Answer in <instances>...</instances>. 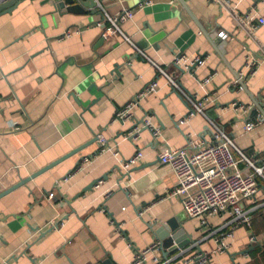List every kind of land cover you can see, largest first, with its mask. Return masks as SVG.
I'll return each instance as SVG.
<instances>
[{"label": "crops", "instance_id": "1", "mask_svg": "<svg viewBox=\"0 0 264 264\" xmlns=\"http://www.w3.org/2000/svg\"><path fill=\"white\" fill-rule=\"evenodd\" d=\"M95 2L93 13L87 7L83 13H61L54 0H16L10 11L0 13V193L23 182L0 196V264H100L105 258L131 264L135 249L156 240L163 245L162 259L176 257L173 264L198 250L207 253L211 264H264L261 210L253 212L251 230L237 227L225 238L228 250L212 253L213 237L202 239L206 232L198 220L187 218L175 198L157 200L175 184L170 167L159 162L160 143L181 147L187 134L209 135L208 118L245 153L264 150V126L246 133L241 128L254 116L255 106L246 115L226 108L233 100L264 101V60H258L242 90L234 86L246 56H257V45L210 0H184L195 21L179 0ZM229 2L253 17L264 14L262 0ZM124 9L133 16L113 34L96 24L104 13ZM220 30L232 38H218ZM255 35L264 41V29ZM180 53H205L206 64L183 71L172 64ZM210 74L211 81L203 84ZM151 81L157 90L141 99L123 124L113 121L116 110ZM183 93H212L205 115L194 113L179 123L190 108ZM146 117L159 127V143L142 125ZM135 124L139 138L130 140L127 131ZM100 135L116 154L99 150ZM136 150L143 153L140 163L120 173L117 166ZM49 192L54 193L51 199ZM225 217H213L211 224L220 225ZM174 218L184 229L177 239L186 244L188 236L191 242L169 251L176 241L173 232L166 230L160 239L156 231ZM52 221L63 224L55 229ZM250 232L256 241L249 240Z\"/></svg>", "mask_w": 264, "mask_h": 264}, {"label": "built area", "instance_id": "2", "mask_svg": "<svg viewBox=\"0 0 264 264\" xmlns=\"http://www.w3.org/2000/svg\"><path fill=\"white\" fill-rule=\"evenodd\" d=\"M2 1L4 0H0V2ZM210 1L219 4L231 16L236 28L244 30L258 47L256 57L251 54L246 56L244 65L234 82L235 88L242 90L243 86L238 81L244 82L246 78L253 76L256 72L258 60H264V41L255 35L257 29H264V14L253 17L250 11H237L230 5L229 0ZM149 2L150 0H147V3ZM139 5L141 6L142 3H139ZM132 16L130 9H124L115 15L104 13L102 19L97 21L96 24L103 26L105 33L113 34L119 30L120 22L130 19ZM66 32L69 33L70 31L67 30ZM217 37L229 39L232 38V34L220 30ZM206 61L207 55L205 53H197L191 57L180 53L173 57L172 64L183 71L191 72L193 69L203 67ZM155 66L168 79V82L179 88L177 83L164 70L156 64ZM211 79L212 74L203 78L202 83L208 84ZM157 88V82L151 81L144 90L135 94L125 105L118 108L112 120L123 124L131 117L133 109L139 104L140 100L154 93ZM183 94L190 102V108L185 117L178 119L179 123H184L194 113L205 115V108L212 100V93L202 96ZM260 106L264 112V101ZM226 108H233L240 111V114L246 115L254 109V105L240 100H233L228 103ZM262 111L257 110L252 118L244 121L241 127L243 133L250 132L258 126H264ZM208 121L212 126L209 135L187 134L185 145L177 148H171L165 142L160 143L159 162L170 167L175 176V184L172 188L165 190L157 200L175 198L180 203L184 215L189 219L198 220L199 229L203 228L206 232L202 239L213 237L215 247L211 252L223 253L228 250V242L225 241V238L232 236L234 229L244 226L251 230L253 212L261 210L264 215V150L257 151L254 155L245 153L242 148L236 145L234 139L219 127L215 120L208 118ZM142 123L144 127L150 130L153 138L157 139L156 142L159 143L161 141L159 140V127L151 125L148 117L142 120ZM127 133L126 136L130 140H136L139 138L140 129L135 124L129 127ZM97 142L101 152L110 151L116 154L107 137L100 135L97 137ZM142 157V151L136 150L132 155L122 160L117 166L120 173H128L134 165L140 163ZM101 182L99 180L94 186L97 187ZM110 193V190L106 191L105 196ZM53 196V192L48 193L49 199ZM144 210L146 209L139 211V214H142ZM216 216L226 217L220 225L213 226L211 218ZM62 224L63 222L57 224L54 221L49 223L50 227L55 229ZM117 227L120 228L119 225ZM222 228L225 230L221 231ZM249 240L252 242L257 240L253 232H250ZM162 249L163 245L159 240L153 241L143 248H137L133 253L131 264H173L176 257L162 259L160 256ZM199 251L189 256H182V264H211L207 253ZM183 252L179 255H182Z\"/></svg>", "mask_w": 264, "mask_h": 264}, {"label": "water", "instance_id": "3", "mask_svg": "<svg viewBox=\"0 0 264 264\" xmlns=\"http://www.w3.org/2000/svg\"><path fill=\"white\" fill-rule=\"evenodd\" d=\"M56 5V11L61 12V13H66V12H70V13H83L85 12V7L87 8H92L91 12H96V2L95 0H79L78 3H75V0H54ZM181 2V4L184 6V8L189 12V14L193 17V20L195 21V17L193 16V14L191 13V11L189 10V8L187 7V5L185 4L184 0H179ZM16 0H8V1H3L0 3V13H4L7 11H10V7L16 5ZM198 24V23H197ZM200 29L203 31V29L201 28V26L199 25ZM204 32V31H203ZM238 77H236L237 79ZM239 82L241 83V85L243 87H245V85L243 84L244 82L239 80ZM254 106L256 108V110L254 112H256L257 110L262 111V108L260 106V104L254 100ZM263 112V111H262ZM264 114V112H263ZM83 147V145L77 147L76 149H74L73 151H70L69 153H67L66 155H63L62 157L56 159L55 161L47 164L46 166H44L43 168H41L40 170H38L36 173H33V175L31 177H34L36 175H38L39 173L51 168L53 165H55L56 163H58L59 161H61L62 159H64L65 157H67L68 155H71L77 151H79L81 148ZM23 182H18L16 185H13L12 187H9L8 189L2 191L0 193V196L10 192L11 190H13L14 188L18 187L19 185H21ZM166 230H170L171 232H173L172 237L176 238V241L173 245H171L169 247V251H176L184 246H186V244H188L189 242H191L189 240V237L186 236L184 237L185 240L187 241L186 244L182 243L181 241H179L177 238L180 236V234H182V236L184 235V229L182 227L179 226V224L177 223V218L174 219H170L166 222H164L161 225V228L156 231L157 235L160 237V239L164 238V232H166ZM158 237V238H159ZM199 249V248H198ZM100 264H115L110 258H105L101 261Z\"/></svg>", "mask_w": 264, "mask_h": 264}, {"label": "bare ground", "instance_id": "4", "mask_svg": "<svg viewBox=\"0 0 264 264\" xmlns=\"http://www.w3.org/2000/svg\"><path fill=\"white\" fill-rule=\"evenodd\" d=\"M100 21V20H99ZM167 146H169V145H167ZM170 147V146H169ZM182 147V146H181ZM171 148H177V147H171Z\"/></svg>", "mask_w": 264, "mask_h": 264}]
</instances>
